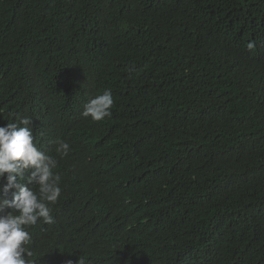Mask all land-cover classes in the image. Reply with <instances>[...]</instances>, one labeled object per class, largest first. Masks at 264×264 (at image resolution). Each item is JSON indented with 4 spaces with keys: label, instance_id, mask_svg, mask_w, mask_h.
<instances>
[{
    "label": "trees",
    "instance_id": "16d2710c",
    "mask_svg": "<svg viewBox=\"0 0 264 264\" xmlns=\"http://www.w3.org/2000/svg\"><path fill=\"white\" fill-rule=\"evenodd\" d=\"M19 117L61 177L36 264H264V0H0Z\"/></svg>",
    "mask_w": 264,
    "mask_h": 264
},
{
    "label": "clouds",
    "instance_id": "9594fccd",
    "mask_svg": "<svg viewBox=\"0 0 264 264\" xmlns=\"http://www.w3.org/2000/svg\"><path fill=\"white\" fill-rule=\"evenodd\" d=\"M253 47L250 42L248 48ZM113 106L111 89H104L84 105L82 116L103 121L111 117ZM32 125L30 117L0 125V264H36L27 247L32 241L30 227L55 223L51 205L62 193L61 177L54 171L59 161L37 146ZM57 144V153L66 157L70 144L65 140ZM65 264L74 262L68 259ZM76 264L85 262L78 259Z\"/></svg>",
    "mask_w": 264,
    "mask_h": 264
}]
</instances>
